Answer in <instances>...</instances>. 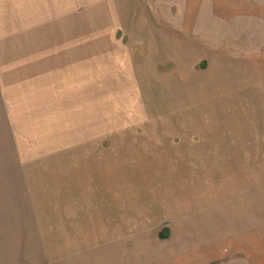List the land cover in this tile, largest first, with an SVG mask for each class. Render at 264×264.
<instances>
[{"label": "rangeland", "instance_id": "obj_1", "mask_svg": "<svg viewBox=\"0 0 264 264\" xmlns=\"http://www.w3.org/2000/svg\"><path fill=\"white\" fill-rule=\"evenodd\" d=\"M263 82L264 0H0V168L64 196L55 206L85 241L111 188L120 210L127 195L149 204L210 170L215 152L194 167L188 154L215 135L245 136L246 155L215 166L261 172L264 188ZM165 219L149 229L167 247Z\"/></svg>", "mask_w": 264, "mask_h": 264}, {"label": "crops", "instance_id": "obj_2", "mask_svg": "<svg viewBox=\"0 0 264 264\" xmlns=\"http://www.w3.org/2000/svg\"><path fill=\"white\" fill-rule=\"evenodd\" d=\"M236 137L215 135L201 141L208 146L192 147V152L196 149V156L191 150L188 154L192 166L203 158L201 149L215 152L206 164L210 170L185 172L186 176L176 177L183 183L154 188L161 193L146 197L147 205L136 209L131 205L135 198L127 195V204L120 210L118 184L111 188L117 192L110 195L111 213H104L102 205L95 209L96 220L90 219L98 226L90 241L66 227L65 210L55 206L60 201L65 205L64 196L45 198L33 193L37 184L24 166L0 168V264H264L262 174L252 172L250 178L239 166L228 173L215 166L216 153L246 155L245 136ZM185 149L187 154L189 148ZM119 216L125 218L120 230ZM103 217L107 224L111 222L106 228ZM152 217L173 223L170 231L166 227L157 233L159 241L171 237V246H162L152 237Z\"/></svg>", "mask_w": 264, "mask_h": 264}]
</instances>
